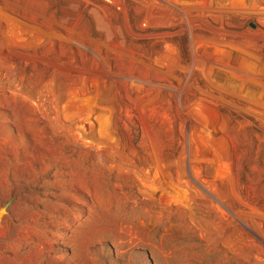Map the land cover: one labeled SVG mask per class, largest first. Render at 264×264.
Instances as JSON below:
<instances>
[{
    "label": "rangeland",
    "instance_id": "1",
    "mask_svg": "<svg viewBox=\"0 0 264 264\" xmlns=\"http://www.w3.org/2000/svg\"><path fill=\"white\" fill-rule=\"evenodd\" d=\"M0 264H264V0H0Z\"/></svg>",
    "mask_w": 264,
    "mask_h": 264
},
{
    "label": "water",
    "instance_id": "2",
    "mask_svg": "<svg viewBox=\"0 0 264 264\" xmlns=\"http://www.w3.org/2000/svg\"><path fill=\"white\" fill-rule=\"evenodd\" d=\"M0 212H2V211L0 210Z\"/></svg>",
    "mask_w": 264,
    "mask_h": 264
}]
</instances>
